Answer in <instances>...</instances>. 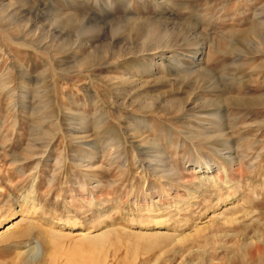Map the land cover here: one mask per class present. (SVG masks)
Instances as JSON below:
<instances>
[{
	"label": "rangeland",
	"instance_id": "rangeland-1",
	"mask_svg": "<svg viewBox=\"0 0 264 264\" xmlns=\"http://www.w3.org/2000/svg\"><path fill=\"white\" fill-rule=\"evenodd\" d=\"M0 264H264V0H0Z\"/></svg>",
	"mask_w": 264,
	"mask_h": 264
},
{
	"label": "bare ground",
	"instance_id": "bare-ground-1",
	"mask_svg": "<svg viewBox=\"0 0 264 264\" xmlns=\"http://www.w3.org/2000/svg\"><path fill=\"white\" fill-rule=\"evenodd\" d=\"M96 4H98L97 2H96ZM95 17V16H94ZM127 17V16H126ZM94 19V18H93ZM92 19V20H93ZM123 20V19H122ZM121 20V21H122ZM93 22V21H92ZM96 22V21H95ZM99 22V21H98ZM103 22V21H102ZM113 22H114V20H113ZM113 22H110V23H113ZM127 22V20H125V22L123 23V22H121V23H123V24H127L126 23ZM148 22V21H147ZM160 22V21H159ZM172 22V21H171ZM185 22V21H184ZM120 24V23H119ZM156 22H154V23H149V25L147 26L148 27V29H149V34H148V36H147V39H146V42L147 43H150L151 45H152V43H156L158 40H157V32L155 33V31H154V29H156ZM92 26V25H91ZM102 26V25H101ZM183 26V25H182ZM185 27H184V31H186L188 28H190V26H189V24H186V22H185V25H184ZM90 27V26H89ZM93 27V26H92ZM159 27V26H158ZM180 27V26H179ZM87 28V27H86ZM100 29V28H99ZM166 30H167V28H166ZM165 30V31H166ZM82 32V31H81ZM167 32H168V30H167ZM179 32H181V31H179ZM179 32H177V33H179ZM164 34V33H163ZM184 34H180V35H178L177 36V38H180V37H182ZM116 36V35H115Z\"/></svg>",
	"mask_w": 264,
	"mask_h": 264
}]
</instances>
